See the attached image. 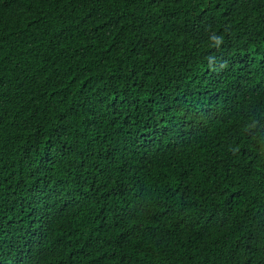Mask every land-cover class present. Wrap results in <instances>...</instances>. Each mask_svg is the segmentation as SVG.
Listing matches in <instances>:
<instances>
[{"label": "trees", "instance_id": "trees-1", "mask_svg": "<svg viewBox=\"0 0 264 264\" xmlns=\"http://www.w3.org/2000/svg\"><path fill=\"white\" fill-rule=\"evenodd\" d=\"M0 264H264V0H0Z\"/></svg>", "mask_w": 264, "mask_h": 264}]
</instances>
